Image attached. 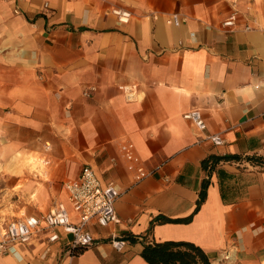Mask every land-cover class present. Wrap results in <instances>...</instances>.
Masks as SVG:
<instances>
[{"label": "crops", "instance_id": "crops-1", "mask_svg": "<svg viewBox=\"0 0 264 264\" xmlns=\"http://www.w3.org/2000/svg\"><path fill=\"white\" fill-rule=\"evenodd\" d=\"M194 110L203 131L183 117ZM45 143L52 165L39 179L27 159ZM209 156L238 159L204 170ZM248 157L264 158V0H0V172L18 205L0 221L56 202L70 211L61 185L83 166L115 186L119 219L91 220L92 246L72 256L56 229L0 264H149L143 249L167 241L210 264H264V167Z\"/></svg>", "mask_w": 264, "mask_h": 264}, {"label": "built area", "instance_id": "built-area-1", "mask_svg": "<svg viewBox=\"0 0 264 264\" xmlns=\"http://www.w3.org/2000/svg\"><path fill=\"white\" fill-rule=\"evenodd\" d=\"M17 2L22 0H16ZM45 14L51 13L48 3L43 4ZM17 12V11H16ZM119 20L126 21L129 17L127 12L115 11ZM236 21V13L232 14L223 22V26L232 27ZM178 25L180 20L177 15H173L169 21ZM186 120L191 121L199 130L205 129V123L198 110L187 112L183 115ZM208 139L215 145H220L223 140L218 135L209 136ZM52 147L49 143L42 146L43 154L39 157V166L36 167L34 175L41 176L38 171L40 167H49L52 165L49 154ZM123 150L127 157H130L133 151L132 144L123 146ZM149 175L148 172L140 167L138 168L137 180L140 181ZM62 192L66 202L70 206L68 211L66 204L63 202L54 203L47 213L41 215L24 216L13 218L9 221H0V252L16 255L15 246L28 244L37 234L44 231L51 232L50 241H55L57 235L54 233L56 229H62L65 233L72 236V242L69 247V255L72 256L77 250H84L92 246L93 236L86 229L87 224L91 220H95L100 226H108L119 222L116 214L114 203L118 198V192L111 183L103 184L95 175L93 169L89 166H83L74 180H68L62 184ZM74 214L77 221L70 219V215ZM111 245L116 250H121L124 242L112 239ZM68 253V252H67ZM229 260V257L225 258Z\"/></svg>", "mask_w": 264, "mask_h": 264}, {"label": "trees", "instance_id": "trees-1", "mask_svg": "<svg viewBox=\"0 0 264 264\" xmlns=\"http://www.w3.org/2000/svg\"><path fill=\"white\" fill-rule=\"evenodd\" d=\"M238 159V157H216L209 156L202 161V167L207 169L209 163L214 164L220 160ZM253 165L264 167V158L262 157H248ZM207 181H203L199 199L197 201V208L204 201L206 196ZM185 219L183 221H188ZM143 259L149 264H210L207 256L201 248L191 243L167 241L153 246H146L141 252Z\"/></svg>", "mask_w": 264, "mask_h": 264}, {"label": "rangeland", "instance_id": "rangeland-1", "mask_svg": "<svg viewBox=\"0 0 264 264\" xmlns=\"http://www.w3.org/2000/svg\"><path fill=\"white\" fill-rule=\"evenodd\" d=\"M38 157L37 156H30L27 159V170L29 173H32V171H35L36 167L39 166L38 162ZM1 167V166H0ZM51 166L49 167H40L38 170L41 173V176H39V179H43L47 176L48 170L50 169ZM34 174V173H32ZM3 173L1 174L0 172V216H14L11 211L17 208L16 204V196L15 192L17 190V187L14 188H8L10 185L7 183V179L3 177ZM34 176V175H33ZM61 192H62V185H61ZM228 264V263H227Z\"/></svg>", "mask_w": 264, "mask_h": 264}]
</instances>
